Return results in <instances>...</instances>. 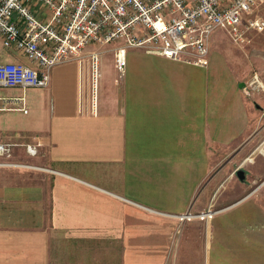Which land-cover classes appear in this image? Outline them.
<instances>
[{
    "label": "crops",
    "instance_id": "1",
    "mask_svg": "<svg viewBox=\"0 0 264 264\" xmlns=\"http://www.w3.org/2000/svg\"><path fill=\"white\" fill-rule=\"evenodd\" d=\"M109 43L84 47L93 91L86 58L0 87L26 109L0 108V264H264V133L238 82L138 47L120 73ZM0 60L29 63L1 41Z\"/></svg>",
    "mask_w": 264,
    "mask_h": 264
},
{
    "label": "built area",
    "instance_id": "2",
    "mask_svg": "<svg viewBox=\"0 0 264 264\" xmlns=\"http://www.w3.org/2000/svg\"><path fill=\"white\" fill-rule=\"evenodd\" d=\"M216 28L233 40L247 29L262 31L264 37V0H0L1 44L29 60H0V87L45 86L53 65L86 58L93 91L98 51L84 47L108 42L115 43L113 63L120 73L127 47L204 65L208 39ZM0 100V108L26 110L22 93ZM14 100L18 106L5 104ZM24 151L34 154L36 148L25 144ZM9 154L10 143L0 141V158ZM3 160L0 164L11 163ZM213 211L208 205L174 216L178 221L203 220Z\"/></svg>",
    "mask_w": 264,
    "mask_h": 264
},
{
    "label": "rangeland",
    "instance_id": "3",
    "mask_svg": "<svg viewBox=\"0 0 264 264\" xmlns=\"http://www.w3.org/2000/svg\"><path fill=\"white\" fill-rule=\"evenodd\" d=\"M109 43V42H108ZM110 44V43H109ZM113 45L111 57H113ZM91 45V44H90ZM104 54H98L102 57ZM209 61L205 63L209 69L217 68L224 77H234L238 86L246 95L251 109V121L254 126L253 134L264 133V37L262 31L245 30L239 39L233 40L222 28L212 31L208 39ZM206 57V60H207ZM205 64V65H206ZM256 75V79L253 75ZM251 145H257V137L252 138ZM264 148V145L262 146ZM264 167V165H263ZM241 168V167H240ZM253 179L250 184H255Z\"/></svg>",
    "mask_w": 264,
    "mask_h": 264
},
{
    "label": "water",
    "instance_id": "4",
    "mask_svg": "<svg viewBox=\"0 0 264 264\" xmlns=\"http://www.w3.org/2000/svg\"><path fill=\"white\" fill-rule=\"evenodd\" d=\"M238 85L240 86L241 83L238 82ZM235 175H236L239 179H241V178L244 176V173H243L242 168L237 167V168L235 169Z\"/></svg>",
    "mask_w": 264,
    "mask_h": 264
}]
</instances>
